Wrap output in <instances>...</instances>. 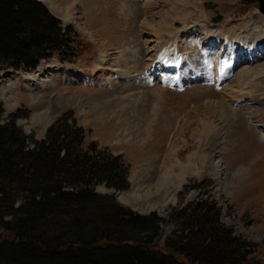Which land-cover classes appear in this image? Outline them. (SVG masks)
<instances>
[{"label": "rangeland", "instance_id": "rangeland-1", "mask_svg": "<svg viewBox=\"0 0 264 264\" xmlns=\"http://www.w3.org/2000/svg\"><path fill=\"white\" fill-rule=\"evenodd\" d=\"M41 1L64 28L75 30L76 50L66 61L60 57L67 53H55L32 70H0L1 122L17 113L15 122L42 139L56 118L71 111L83 128V147L93 143L95 150L121 154L129 165L128 188L102 182L96 191L114 193L144 214L166 217L186 183L212 178L211 191L188 189L182 206L213 194L221 220L254 242L250 264H264V93L262 85L249 91L250 84L264 83L258 0H211L214 8L205 6L208 0ZM179 1L185 6L177 15ZM189 26L194 31L184 34ZM235 27L240 35L232 51L245 45L231 62L226 38L219 47L205 32L215 38ZM172 30H181L179 36L168 35ZM168 45L176 47L172 61L182 65L181 73L191 71L188 81L180 83L175 70L162 69ZM246 67L253 70L242 79ZM181 169L186 173L180 182L165 187ZM173 225L164 226L161 242Z\"/></svg>", "mask_w": 264, "mask_h": 264}, {"label": "trees", "instance_id": "trees-1", "mask_svg": "<svg viewBox=\"0 0 264 264\" xmlns=\"http://www.w3.org/2000/svg\"><path fill=\"white\" fill-rule=\"evenodd\" d=\"M75 30L63 27L40 0H0V64L33 69L55 53H75ZM0 103V264H250L251 245L222 220L213 194L182 206L188 189L208 192L196 179L178 192L166 217L139 213L99 183L128 188L121 154L83 147L71 111L33 138ZM175 228L163 236L164 226ZM173 225V226H174Z\"/></svg>", "mask_w": 264, "mask_h": 264}, {"label": "bare ground", "instance_id": "bare-ground-1", "mask_svg": "<svg viewBox=\"0 0 264 264\" xmlns=\"http://www.w3.org/2000/svg\"><path fill=\"white\" fill-rule=\"evenodd\" d=\"M178 3V5H176L175 6V8H174V11L175 12H177V15H179V13H181V11H184V7L183 6H185V5H183V2L182 1H179V2H177ZM175 5V4H174ZM261 14H263V13H261ZM264 15V14H263ZM185 28V27H184ZM194 27L193 26H189L188 28H185L186 30H185V32H184V34H190V33H192L194 30H192ZM210 28V27H209ZM191 30V31H190ZM179 31H181V30H178V31H174V30H172V31H170L169 32V34L168 35H171V33H173L172 35L173 36H175V34H176V37L177 36H179ZM205 32V31H204ZM206 33V35H205V39H208L210 42H212V43H216V45H217V43L218 42H220V44H219V47L221 46V44L224 42V41H226L225 43L228 45L229 44V50H228V52H227V56H229V58H228V60H230L231 62H233V60H234V58H235V61H236V56H238V57H240V55H241V50L239 51V52H237V50H239V48L240 49H243V46L245 45L243 42H241V43H239V44H237V45H240V47L239 48H236V47H234V49H233V51H232V45L233 44H235V41L234 40H236L237 39V41H238V34L236 33V27L235 28H230V29H226L225 31H224V33L223 34H221V35H219V37H215V38H213V34H207V32H205ZM214 33V32H213ZM240 35V34H239ZM224 38H226V39H224ZM223 39H224V41H223ZM258 39V38H257ZM219 40V41H218ZM221 40V41H220ZM170 41V40H169ZM168 41V42H169ZM216 41V42H215ZM247 41V40H246ZM259 41H261V40H259ZM253 42V44L254 45H256V46H258L259 45V42H255V41H252ZM247 43H249V42H247ZM167 44V43H166ZM178 46L180 47V53L182 52V48H181V45H180V43L178 44ZM224 46V45H223ZM166 47V46H165ZM206 47H207V45H206ZM211 47H213V45L211 46ZM217 47V46H216ZM170 47H169V45H168V47H166V48H164L163 47V50H164V54H165V56H163V53H161V52H159V54L161 55V56H163V58L162 57H160V56H157V57H159L160 59H161V66H162V69H169V70H175V72H176V74L175 75H179L180 76V80H179V82L180 83H182V82H186V80L188 81L190 78H191V71H185L184 73H183V71H182V73H181V66L182 65H179V64H177V63H175L174 62V60L172 61V59H175V58H173L172 56H174V54H176V47H173V50H170L169 49ZM177 49H178V47H177ZM226 49V48H225ZM220 52H221V49H220ZM179 53V54H180ZM264 53V52H263ZM170 54V55H169ZM222 54V53H221ZM169 55V57L168 58H171V60L170 61H167V64H164L165 63V61H166V58H167V56ZM211 55H214V52H212L211 53ZM251 53H250V57H251ZM196 55H193L192 56V58H194ZM218 58H219V56H218ZM247 58V57H246ZM241 59V58H240ZM250 59V58H249ZM177 60V62H180L178 59H176ZM217 60V59H216ZM201 63H204V61H202ZM239 63H240V61H239ZM190 68L191 67H193V63L191 62L190 64ZM195 68V67H194ZM235 68V67H234ZM233 68V69H234ZM161 70V69H160ZM253 70V68L251 69L250 67L248 68V67H246L245 69H243L241 72H240V76H241V78L242 79H244V77H246V75H248L251 71ZM195 71V70H194ZM228 71H230V69H228ZM196 72V71H195ZM182 74V75H181ZM213 76H216L217 77V75L216 74H214ZM213 76H212V78H213ZM216 77H214V80L216 79ZM178 82V81H177ZM220 82V81H219ZM219 82H218V84H219ZM251 83V82H250ZM261 82H256V84H250V92L251 91H253V93H254V91H256V90H254L255 89V85H262V87H261V91H262V93H264V86H263V84H260ZM180 85V84H179ZM177 86V85H176ZM259 87V86H258ZM259 90V89H258ZM247 91V90H246ZM244 92V91H243ZM242 91H241V93H243ZM249 92V93H250ZM239 93V92H238ZM241 93H239V94H241ZM246 93V92H245ZM244 94V93H243ZM251 94H252V92H251ZM244 96V95H243ZM186 172H185V170L184 169H181L180 171H178V177L177 178H172V179H169V180H167V182L165 183V187H173V186H176V184H178L179 182H180V178H183L184 177V174H185ZM168 191V190H167ZM164 192H165V190H164ZM172 193V192H171ZM168 194H169V192H168ZM164 195V194H163ZM169 199V198H168ZM134 203V202H133ZM132 203V204H133ZM139 204V202H135L134 203V205L136 206V205H138ZM140 207V206H139ZM144 207V206H143Z\"/></svg>", "mask_w": 264, "mask_h": 264}, {"label": "water", "instance_id": "water-1", "mask_svg": "<svg viewBox=\"0 0 264 264\" xmlns=\"http://www.w3.org/2000/svg\"><path fill=\"white\" fill-rule=\"evenodd\" d=\"M259 2V10L264 13V0H258ZM215 3L212 1H205V6L208 8H214L215 7ZM221 16H216L214 20H218ZM0 69H3V65L0 64Z\"/></svg>", "mask_w": 264, "mask_h": 264}]
</instances>
